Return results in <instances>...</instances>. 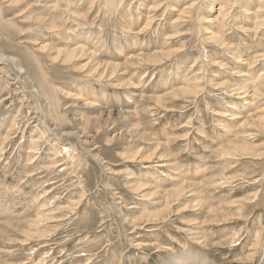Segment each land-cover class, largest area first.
I'll use <instances>...</instances> for the list:
<instances>
[{
    "label": "rangeland",
    "instance_id": "374dc122",
    "mask_svg": "<svg viewBox=\"0 0 264 264\" xmlns=\"http://www.w3.org/2000/svg\"><path fill=\"white\" fill-rule=\"evenodd\" d=\"M260 1L0 0V264H264Z\"/></svg>",
    "mask_w": 264,
    "mask_h": 264
},
{
    "label": "bare ground",
    "instance_id": "6f19581e",
    "mask_svg": "<svg viewBox=\"0 0 264 264\" xmlns=\"http://www.w3.org/2000/svg\"><path fill=\"white\" fill-rule=\"evenodd\" d=\"M169 2V0H167V4H169L168 3ZM173 2V1H172ZM194 2V1H193ZM196 3V2H195ZM262 4H264V0H262V1H260V4H259V7L257 8V10H256V12H257V14L259 13V12H262L261 10H260V8H262L263 6H262ZM190 6H192L191 4H190ZM189 7V6H188ZM210 9H212V6H210ZM223 9V6L222 7H220V10L218 11V13H220L221 12V10ZM188 9L187 8H185V10H182V8H181V10H179L178 11V18L179 19H181V15L180 14H182V13H185L186 11H187ZM165 11V8L163 9V12ZM183 11V12H182ZM196 15V14H195ZM259 15H260V13H259ZM197 16V15H196ZM38 19V18H37ZM257 19V18H256ZM41 20V19H40ZM43 20V19H42ZM38 22V21H37ZM174 22H178V20L177 21H175L174 20ZM219 22H221V21H219ZM147 23V22H146ZM147 25H149V23H147ZM54 26H57V25H54ZM52 29V28H51ZM210 36L213 38V40L215 39V38H217V35L215 34V33H213V32H211L210 33ZM209 36V37H210ZM134 40V39H133ZM211 40V39H210ZM75 44H76V42L74 43V46H75ZM80 44V43H79ZM81 45V44H80ZM132 45H133V43H132ZM132 45H130V47L132 46ZM135 43H134V46L133 47H135ZM121 49V48H120ZM140 48H138L137 49V53L134 51V50H136V49H134V50H132V48H129L128 47V50H127V53H125V54H130L131 53V56H133V57H135V58H139V59H146V60H154V61H158L157 59H159L160 57H162L163 55H162V51H160V52H158L157 51V49L158 48H154L153 50H151V52L149 53V54H145L144 55V53H143V49L141 48L140 50H139ZM75 50H83V47H81V46H79V45H77L76 47H73L72 49H71V51H75ZM122 50V49H121ZM71 51H68V52H65V59H67L72 53H71ZM136 53V54H135ZM164 53V52H163ZM57 54L59 55V54H61V51H60V53H58L57 52ZM94 54V53H93ZM130 56V55H129ZM27 57V56H26ZM55 57V56H54ZM25 58V57H24ZM92 58H93V55H92ZM62 59H63V57H62ZM25 61H26V59H25ZM52 61V60H51ZM134 61V60H133ZM67 62H68V60H67ZM95 63L93 64V66H92V68L93 69H95L96 70V72L98 73V72H100V73H98L99 75H101V74H103L104 72H105V70L104 69H102V67H101V64L99 63V62H97V61H94ZM152 62V61H151ZM0 63H10V64H12L14 67H16V69H17V71H18V74H21V75H25V78L27 77L26 75H27V71H26V67H24V64L22 63V61H21V59L19 58V57H17L16 55H8V54H5V53H3V52H1V50H0ZM28 63V62H27ZM61 63V62H60ZM119 63V62H118ZM117 63V64H118ZM124 63V62H123ZM106 64H107V68H109V69H111V66L110 65H108V62H106ZM120 64H122V63H120ZM105 66V65H104ZM116 68V67H115ZM106 69V68H105ZM32 70V69H31ZM240 71V70H239ZM108 72V71H107ZM238 72V71H237ZM241 73V72H240ZM101 77V76H100ZM24 81H26V80H24ZM39 81V80H38ZM40 82L43 84V85H45V82H44V80H40ZM261 82V81H260ZM32 86H34V88H32V92H34L38 97H40V99H43V100H47V96L49 95V93H46V91H45V93L47 94V96H46V94L45 93H43L42 91H41V88L39 89V88H37V86L36 85H32ZM239 89V88H238ZM259 89V88H258ZM51 89L49 88V91L48 92H51L50 91ZM140 90V89H139ZM232 90H235V91H237V89L236 88H232ZM240 93V92H239ZM242 93V92H241ZM49 97V96H48ZM93 97V96H92ZM91 97V98H92ZM157 98V97H156ZM94 99V98H93ZM95 100V99H94ZM156 100V99H155ZM46 103V102H45ZM45 111H46V113L45 112H43V114L44 115H46V116H51V110L49 111L48 109H45ZM107 112H108V115H109V113L111 112L110 110H106ZM102 113H100V114H103V113H105V111H101ZM43 126L45 127V129H47V130H50V128H49V126L46 124V123H44V121H43ZM45 129H44V132H45ZM42 130V129H41ZM6 134L8 135V133L6 132ZM69 134H71V135H74V136H76V138L78 139L80 136L78 135H75V132H70ZM8 137V136H7ZM55 153V152H54ZM51 161H49V163H50ZM205 176V175H204ZM213 177V176H212ZM210 179H211V177H210ZM211 181V180H210ZM214 182V181H213ZM212 182V183H213ZM140 183V182H139ZM138 187H140V185L138 184ZM174 191V190H173ZM177 191V190H176ZM180 192V191H179ZM151 193V192H150ZM174 193V192H173ZM177 194V193H176ZM169 198V197H168ZM165 200H166V198H165ZM168 201V200H167ZM41 217V216H40ZM256 218V217H255ZM161 219V218H160ZM258 220H259V222H261L262 221V218L260 217V215L258 216ZM43 221H42V219L40 218L39 220L37 219V221H36V223L35 224H39V223H42ZM254 223V222H253ZM252 224V223H251ZM264 228V227H263ZM260 233H259V229L257 230V233H256V235H255V237H254V241H253V246L254 245H256V246H260V248H261V250H263L264 251V231H263V234H262V241L260 242ZM204 240V239H203ZM228 242V241H227ZM247 242V241H246ZM234 243V242H233ZM246 244V243H245ZM250 253H249V255H252V254H255V253H258L257 251H255L253 248H250ZM261 253H259V255H260ZM194 255H196V256H200V254H194ZM247 256V255H246ZM179 257H180V255H179ZM249 257V256H248ZM203 257L201 256V260H197V261H195V262H190L188 259H187V254H182V257H180V258H177V257H175L174 255H173V257L171 258V261L172 262H170V263H172V264H213V262H211V261H209V262H207L205 259H202ZM254 260V259H253ZM262 261H263V254L261 255V260L259 261V264H261L262 263Z\"/></svg>",
    "mask_w": 264,
    "mask_h": 264
}]
</instances>
